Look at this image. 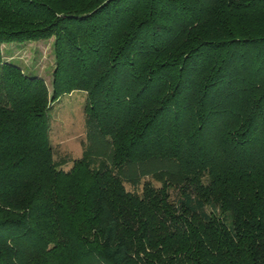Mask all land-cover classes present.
I'll use <instances>...</instances> for the list:
<instances>
[{
	"label": "trees",
	"instance_id": "obj_1",
	"mask_svg": "<svg viewBox=\"0 0 264 264\" xmlns=\"http://www.w3.org/2000/svg\"><path fill=\"white\" fill-rule=\"evenodd\" d=\"M49 38V90L0 50V264H264V0H0V46Z\"/></svg>",
	"mask_w": 264,
	"mask_h": 264
},
{
	"label": "rangeland",
	"instance_id": "obj_2",
	"mask_svg": "<svg viewBox=\"0 0 264 264\" xmlns=\"http://www.w3.org/2000/svg\"><path fill=\"white\" fill-rule=\"evenodd\" d=\"M2 56L22 68L39 76L49 90L53 67L52 39L25 41L19 44L1 45ZM47 136L52 148V158L66 159L60 168L66 170L70 159L79 156L84 140V93L70 91L60 94L49 102L46 109ZM126 190H132L124 184ZM139 188V187H138Z\"/></svg>",
	"mask_w": 264,
	"mask_h": 264
}]
</instances>
